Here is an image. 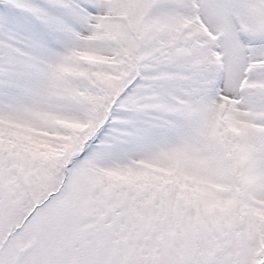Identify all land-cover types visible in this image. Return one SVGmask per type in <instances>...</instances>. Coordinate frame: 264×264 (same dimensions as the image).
<instances>
[{"label": "snow or ice", "instance_id": "obj_1", "mask_svg": "<svg viewBox=\"0 0 264 264\" xmlns=\"http://www.w3.org/2000/svg\"><path fill=\"white\" fill-rule=\"evenodd\" d=\"M0 264H264V0H0Z\"/></svg>", "mask_w": 264, "mask_h": 264}]
</instances>
